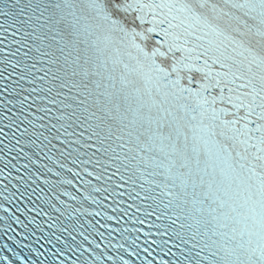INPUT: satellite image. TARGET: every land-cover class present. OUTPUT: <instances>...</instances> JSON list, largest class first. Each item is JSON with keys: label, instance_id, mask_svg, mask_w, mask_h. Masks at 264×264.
<instances>
[{"label": "snow or ice", "instance_id": "snow-or-ice-1", "mask_svg": "<svg viewBox=\"0 0 264 264\" xmlns=\"http://www.w3.org/2000/svg\"><path fill=\"white\" fill-rule=\"evenodd\" d=\"M124 183L264 264V0H0V264H135Z\"/></svg>", "mask_w": 264, "mask_h": 264}]
</instances>
